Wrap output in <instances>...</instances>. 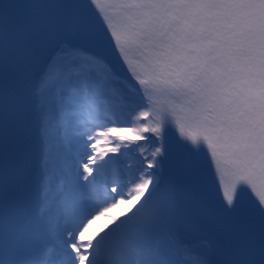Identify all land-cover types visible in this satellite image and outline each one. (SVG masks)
Returning a JSON list of instances; mask_svg holds the SVG:
<instances>
[{"label": "snow or ice", "instance_id": "snow-or-ice-1", "mask_svg": "<svg viewBox=\"0 0 264 264\" xmlns=\"http://www.w3.org/2000/svg\"><path fill=\"white\" fill-rule=\"evenodd\" d=\"M0 264H264V0H4Z\"/></svg>", "mask_w": 264, "mask_h": 264}, {"label": "bare ground", "instance_id": "bare-ground-1", "mask_svg": "<svg viewBox=\"0 0 264 264\" xmlns=\"http://www.w3.org/2000/svg\"><path fill=\"white\" fill-rule=\"evenodd\" d=\"M128 207H130V204H128V203L125 202V203H122L121 205H119L118 207L112 209L109 212L108 217L101 218L96 224H93L91 226V228L89 229V233H91L92 231L98 230L99 228L103 227L104 224L107 223L108 219H110L113 216L118 215L122 211H126Z\"/></svg>", "mask_w": 264, "mask_h": 264}]
</instances>
